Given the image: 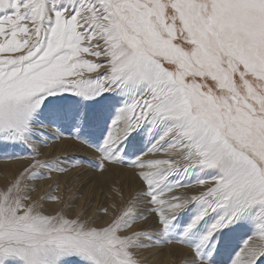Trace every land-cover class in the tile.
Listing matches in <instances>:
<instances>
[{"label": "snow or ice", "instance_id": "6c2138e0", "mask_svg": "<svg viewBox=\"0 0 264 264\" xmlns=\"http://www.w3.org/2000/svg\"><path fill=\"white\" fill-rule=\"evenodd\" d=\"M47 137L94 158L42 160ZM0 159L26 161L0 189V264L174 243L184 264H264V0H0ZM116 165L138 184L110 189L103 226L27 203L52 173Z\"/></svg>", "mask_w": 264, "mask_h": 264}, {"label": "rangeland", "instance_id": "374dc122", "mask_svg": "<svg viewBox=\"0 0 264 264\" xmlns=\"http://www.w3.org/2000/svg\"><path fill=\"white\" fill-rule=\"evenodd\" d=\"M93 75H95V74H93ZM44 131L47 132L48 130H44ZM47 139H48L47 146L46 147L43 145L40 146L39 158L42 160L53 159V158L57 157L58 156L57 152H60L59 154L68 155L69 157L76 155V156H84L90 160L94 158V154L91 151L85 150V149H83L79 146H76V145H73V147L70 150H68V145L70 142L67 140V138H65L63 140H55L52 137H47ZM59 156H61V155H59ZM20 164L22 166H24L26 164V161H24V160H3V159H0V167H6V168H3L0 170V177L3 173H5V174H7V176L11 177V179H12L13 176L16 174V172L19 171ZM70 170H69V172L65 173L64 175L52 173L50 175L49 179L32 182V186L35 188V191L31 192V193H34V192H37L38 189H43V188L45 189L46 186H49L50 184H52L54 186L55 190L51 196H56L57 201L48 199L46 204L49 206H54L55 204L61 203L60 206H62L63 204L69 203L70 208L63 212V213H65L66 218H74V215H76L75 213L77 211L88 207L89 204L95 205L96 199H98L97 205L99 206V210L102 211V215L104 216V220L111 219L110 217L112 216V213L116 210L114 208V205L119 203V198L118 197L113 198V196L111 195L110 192L107 194V195H109L110 198L107 195L104 196L103 193H104V191H106L107 187L111 189L113 187L122 185L123 190L125 192V196L127 197L128 195L131 194V191H129V187H136L138 184V182L135 180V178L133 176L134 170L131 168L121 167L120 165H116V169L115 168L110 169V171L106 174L108 176V178L104 177L105 175L103 177H101L99 175H94L93 172L91 171V169H87V168H85L86 173H87L86 175L85 174L79 175L80 174L79 169H78V171L77 170H71L70 171ZM127 170H128V172H127ZM75 173L78 174L77 177H76V175H74ZM71 178H73V179H71ZM114 179H115V181H114ZM77 181H81L80 184L77 185L76 184ZM67 184H68V186H67ZM74 184H76V185L74 186ZM69 186H70V188H69ZM62 190H64V191H62ZM194 190H196V189L182 188V189H179L178 191L181 194H185V193H190ZM59 191L61 192L60 195H59ZM57 193L59 196L57 195ZM68 193H69V195H68ZM72 193H76L75 195L73 194L74 197H73ZM94 199H95V201H94ZM71 200H73V201H71ZM52 201H54V203ZM70 203L72 205H70ZM105 207L109 209L108 214H105L103 212V209ZM50 210H53V209L50 208ZM57 214L62 215V211L55 210L54 215H57ZM103 221L100 222L98 226H102L101 224L103 223ZM88 223L90 224V222H88ZM148 223H150V221ZM145 226H147V225H145ZM137 227L138 226L133 225V227L129 231H134L137 229ZM236 242H238V240L233 241V243H236ZM175 246H179V247L185 249L187 251V253L185 251H183L182 253H181V251L178 252L176 250ZM165 248L169 249V251H167V249H166V252L170 253V255L173 254L175 259L177 256H179V257H182V259L185 261V259L189 256V250L188 249L184 248L182 245H178L175 243L171 244V245H167V246H162L160 248H155V249L138 250L137 255L139 257H144V256L148 257V256L152 255V259H154L157 256H160V254L162 253L161 251L163 249L165 250ZM173 248L175 250H173ZM184 252H185V254H184ZM173 256H166V257L160 258V259L173 258ZM175 259H174V261H175ZM177 259H179V258H177ZM220 259H221V264H225V262L227 260V254L226 253L222 254ZM179 260H181V259H179ZM160 263L161 262H159L158 264H160ZM175 264H179V262L175 263Z\"/></svg>", "mask_w": 264, "mask_h": 264}, {"label": "bare ground", "instance_id": "6f19581e", "mask_svg": "<svg viewBox=\"0 0 264 264\" xmlns=\"http://www.w3.org/2000/svg\"><path fill=\"white\" fill-rule=\"evenodd\" d=\"M54 131V130H53ZM60 152H57V155L59 156V155H61V156H63L64 154H59ZM70 153V152H69ZM66 154V153H65ZM56 155V156H57ZM147 158H153V157H146V159ZM155 158H164L163 156L162 157H155ZM24 166H22L21 164H20V167H19V171L23 168ZM3 168H6V167H0V170L1 169H3ZM113 168H115L116 169V166H113V167H111L110 169H113ZM71 171V170H70ZM78 171V170H77ZM16 172V171H15ZM79 172H80V174L79 175H82V174H87L86 173V170L85 169H79ZM127 172H128V170H127ZM17 173V172H16ZM74 175H76V177H77V175L78 174H74ZM73 175V176H74ZM109 175V174H108ZM72 176V177H73ZM104 177H106V178H108V176L107 175H105ZM112 177V176H111ZM70 178V177H69ZM131 178V177H130ZM71 179H73V178H71ZM11 180V177H9V176H7V174H5V173H3L2 175H1V177H0V189H3L4 188V186L9 182ZM70 180V179H69ZM75 180V179H74ZM105 180V179H104ZM98 181V180H97ZM107 181V180H106ZM114 181H115V179H114ZM69 182V181H68ZM67 182V183H68ZM80 182L81 181H77L76 182V184L78 185V184H80ZM134 182V181H133ZM76 184H74V186L76 185ZM70 185V184H69ZM72 185V184H71ZM83 185V184H82ZM134 185V184H133ZM67 186H68V184H67ZM73 186V185H72ZM80 186V185H79ZM69 188H70V186H69ZM80 188V187H79ZM135 188L136 187H129V191H131V193L135 190ZM68 189V188H67ZM73 189V188H72ZM75 189V188H74ZM54 186L52 185V184H50L49 186H46L45 187V189L43 188V189H38V191L37 192H34V193H30V195H31V200H29V201H27V203H29V204H32V203H35L36 204V206H37V208H38V210H40V211H42L44 214H46V215H54V213H55V210H57V211H62V215L63 216H65V213H63L64 211H66L67 209H69L70 208V206H69V203L68 204H63L62 206H60V204L61 203H58V204H55L54 206H49V205H47L46 204V202L48 201V199H46V197L47 196H49V195H52L53 193H54ZM79 190V189H78ZM62 191H64V190H62ZM77 191V190H76ZM70 192V191H69ZM74 192V191H73ZM79 192V191H78ZM111 193V195L113 196V193L111 192V190H110V188H108L107 187V189H106V191H104V193H103V195L105 196V195H107L108 193ZM60 191H59V195H60ZM65 193V192H64ZM63 193V194H64ZM75 195L76 193H72V195ZM57 195H58V193H57ZM58 195V196H59ZM68 195H69V193H68ZM74 195H73V197H74ZM127 195V194H126ZM62 196V195H61ZM108 197H109V195H107ZM66 197V196H65ZM72 197V196H71ZM72 197V198H73ZM110 198V197H109ZM67 200V199H66ZM70 200V199H69ZM57 201V200H56ZM71 201H73V200H71ZM94 201H95V199H94ZM93 201V202H94ZM53 203H54V201H52ZM70 202V201H69ZM91 202V201H90ZM52 203V204H53ZM98 204V199H96V202H95V205H92V204H89V206L88 207H86V208H84V209H82V210H79V211H77L75 214L76 215H74V218H77V217H79V219L81 220V221H87V222H90V224L91 225H94V226H98L99 225V223L100 222H102L103 220H104V216L102 215V211L101 210H99V206L97 205ZM70 205H72L71 203H70ZM69 206V207H68ZM50 208H52L53 210H50ZM111 215V214H110ZM110 218H112V216L110 217ZM111 219H108V220H104L103 221V223L101 224L102 226L103 225H105L106 223H108L109 221H110ZM176 247V250L179 252V251H181V253L183 252V251H185L186 253H187V251L185 250V249H183V248H181V247H179V246H175ZM174 247V248H175ZM172 248V247H171ZM173 248V250H175ZM166 249H167V251H169V249L168 248H165V250L163 249L161 252V254H160V256H157L156 258H154V259H152V255H150V256H148V257H146V256H144V257H139L140 259H141V261H142V264H158L159 262H161L160 264H175V263H178L179 262V264H183L184 263V260L182 259V257H179V256H177L176 257V259L174 258V256H173V254L172 255H170V253H168V252H166ZM185 252H184V254H185ZM164 253V254H163ZM166 256H173V258H167V259H160V258H164V257H166ZM177 258H179V259H181V260H179V259H177ZM174 259H175V261H174ZM177 260V261H176ZM154 262V263H153Z\"/></svg>", "mask_w": 264, "mask_h": 264}]
</instances>
